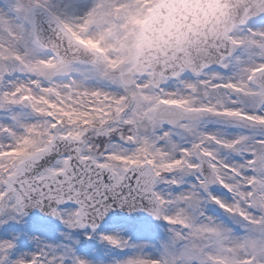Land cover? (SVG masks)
Masks as SVG:
<instances>
[{
    "label": "snow or ice",
    "instance_id": "snow-or-ice-1",
    "mask_svg": "<svg viewBox=\"0 0 264 264\" xmlns=\"http://www.w3.org/2000/svg\"><path fill=\"white\" fill-rule=\"evenodd\" d=\"M0 264H264V0H0Z\"/></svg>",
    "mask_w": 264,
    "mask_h": 264
}]
</instances>
